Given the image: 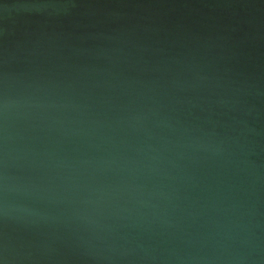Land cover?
I'll use <instances>...</instances> for the list:
<instances>
[{
	"label": "water",
	"instance_id": "95a60500",
	"mask_svg": "<svg viewBox=\"0 0 264 264\" xmlns=\"http://www.w3.org/2000/svg\"><path fill=\"white\" fill-rule=\"evenodd\" d=\"M0 264H264V0H0Z\"/></svg>",
	"mask_w": 264,
	"mask_h": 264
}]
</instances>
